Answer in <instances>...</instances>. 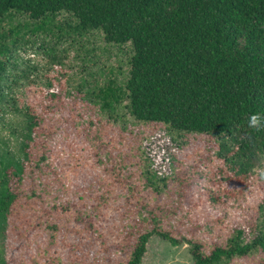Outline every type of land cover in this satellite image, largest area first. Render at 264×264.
I'll return each instance as SVG.
<instances>
[{"label":"trees","instance_id":"trees-1","mask_svg":"<svg viewBox=\"0 0 264 264\" xmlns=\"http://www.w3.org/2000/svg\"><path fill=\"white\" fill-rule=\"evenodd\" d=\"M64 16L69 17L64 18L66 26L80 35L101 32L105 44L132 48L128 81L96 86L98 91L91 94L101 112L116 118L124 106L138 123L165 125L181 136L219 137V158L227 166L220 171L229 184L186 197L185 204L177 203L175 208L154 207L128 196L121 216L132 218L136 205L142 207L137 209L138 229L125 234V248L119 246L113 253L106 249L102 264H143L153 237L173 247L188 245L194 264H234L255 251L264 252V228L257 224L207 251L197 234L204 224L195 219L199 208H227L238 199L239 191L232 184L242 183L245 188L254 170L264 167V130L247 127L251 114H264V0H0V103L6 98L16 48L8 39L23 27L15 22L25 18L42 26ZM19 112L27 124V139L35 140L42 134L37 130L40 118L32 108ZM29 143L23 145L22 161L5 162L0 171V231L5 241L0 264H9L7 253L22 250L9 244L11 231L22 242L30 228L59 230L62 224L53 221L51 208L45 209L50 202L57 213H78L76 217L73 213V220L85 228H64L75 231L80 240L87 241L86 234L103 236L102 223L108 219L117 226L114 214L102 210L110 201V191L95 196L91 189L77 186L79 208L70 199L56 201L55 186L44 177L29 188L32 176L46 175L51 167L47 152L35 156ZM54 183L65 187L58 173ZM93 199L97 206H89ZM119 210L114 211L117 216ZM41 213L51 217L44 220ZM180 215L192 226L187 234L170 224ZM76 250L79 264L101 263L79 245ZM118 253L121 261L114 256Z\"/></svg>","mask_w":264,"mask_h":264},{"label":"rangeland","instance_id":"rangeland-1","mask_svg":"<svg viewBox=\"0 0 264 264\" xmlns=\"http://www.w3.org/2000/svg\"><path fill=\"white\" fill-rule=\"evenodd\" d=\"M64 18L69 17H58L42 26L25 18L15 22L23 27L19 35L8 39V44L16 48L6 98L0 103V171L5 162L22 161L23 145L30 141L35 156L47 152L51 167L46 175L32 176L29 188L36 187L44 177L45 182L55 186L56 201L70 199L79 208L82 202L77 186L91 189L95 196L110 191V201L102 210L114 214L117 226L108 219L102 223L103 236L86 234L88 240H80L75 231L64 228H85L73 220V213L75 217L78 213H57L50 202L45 209L51 208L53 221L62 226L59 230L30 228L24 232L22 242L11 231L9 244L23 251L7 253L9 264H79L77 245L102 264L106 249L113 253L119 246L125 248V234L138 229L137 209L142 211V207L136 205L132 218L121 216V206L128 196L154 207L175 208L177 203L185 204L186 197H199V192L206 194L207 190L217 191L229 184L223 181L225 176L220 171L227 169L219 158L221 138L181 136L165 125L138 123L124 106L118 109L116 118L96 107L97 97L91 95L98 91L96 86L106 87L111 81L124 85L128 81L132 48L105 44L101 32L80 35L66 26ZM29 108L41 123L37 130L42 134L34 136L33 141L27 139V124L19 112ZM56 173L64 188L54 183ZM244 185L232 184L239 191L238 199L227 208H199L196 212L195 219L204 224L197 234L207 251L224 244L238 230L252 231L249 225L264 228V167L255 169ZM91 205L97 206L98 202L93 199ZM117 209L119 216L114 212ZM41 216L44 220L51 217L44 213ZM170 224L186 234L192 227L183 215L171 218ZM4 243L0 231V247ZM114 256L120 261L123 257L121 253ZM143 264L194 263L188 245L173 247L153 237ZM234 264H264V252L255 251Z\"/></svg>","mask_w":264,"mask_h":264},{"label":"clouds","instance_id":"clouds-1","mask_svg":"<svg viewBox=\"0 0 264 264\" xmlns=\"http://www.w3.org/2000/svg\"><path fill=\"white\" fill-rule=\"evenodd\" d=\"M247 127L253 131L264 130V114L254 113L247 118Z\"/></svg>","mask_w":264,"mask_h":264}]
</instances>
